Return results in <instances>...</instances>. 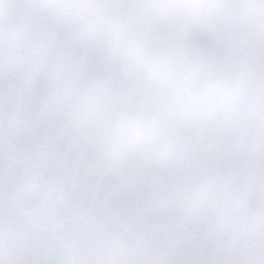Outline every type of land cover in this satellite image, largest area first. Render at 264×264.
<instances>
[{
  "label": "snow or ice",
  "instance_id": "obj_1",
  "mask_svg": "<svg viewBox=\"0 0 264 264\" xmlns=\"http://www.w3.org/2000/svg\"><path fill=\"white\" fill-rule=\"evenodd\" d=\"M0 264H264V0H0Z\"/></svg>",
  "mask_w": 264,
  "mask_h": 264
}]
</instances>
